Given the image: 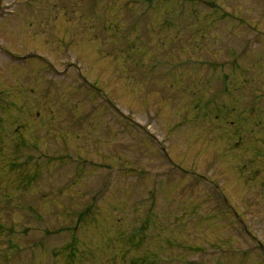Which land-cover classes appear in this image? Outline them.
I'll return each mask as SVG.
<instances>
[{
    "label": "rangeland",
    "instance_id": "obj_1",
    "mask_svg": "<svg viewBox=\"0 0 264 264\" xmlns=\"http://www.w3.org/2000/svg\"><path fill=\"white\" fill-rule=\"evenodd\" d=\"M0 264H264V0H0Z\"/></svg>",
    "mask_w": 264,
    "mask_h": 264
}]
</instances>
